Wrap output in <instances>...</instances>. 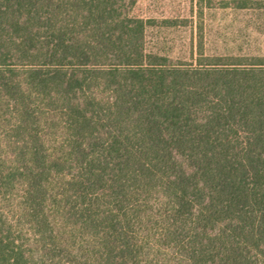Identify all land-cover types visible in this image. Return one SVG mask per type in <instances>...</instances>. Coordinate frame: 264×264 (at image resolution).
Instances as JSON below:
<instances>
[{"label":"trees","instance_id":"trees-1","mask_svg":"<svg viewBox=\"0 0 264 264\" xmlns=\"http://www.w3.org/2000/svg\"><path fill=\"white\" fill-rule=\"evenodd\" d=\"M136 3L0 0V264H264V55Z\"/></svg>","mask_w":264,"mask_h":264},{"label":"rangeland","instance_id":"rangeland-1","mask_svg":"<svg viewBox=\"0 0 264 264\" xmlns=\"http://www.w3.org/2000/svg\"><path fill=\"white\" fill-rule=\"evenodd\" d=\"M240 1L137 0L133 13L148 21V51L187 59L200 36L205 55H264L262 0Z\"/></svg>","mask_w":264,"mask_h":264}]
</instances>
